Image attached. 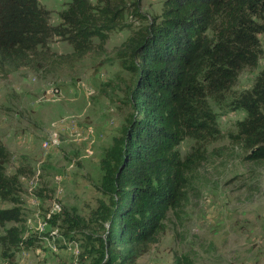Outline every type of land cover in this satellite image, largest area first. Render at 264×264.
Returning a JSON list of instances; mask_svg holds the SVG:
<instances>
[{"label": "rangeland", "instance_id": "1", "mask_svg": "<svg viewBox=\"0 0 264 264\" xmlns=\"http://www.w3.org/2000/svg\"><path fill=\"white\" fill-rule=\"evenodd\" d=\"M109 1L114 13L103 15L106 3L91 0L90 20L100 30L82 50L54 38L41 56L45 62L34 57L31 67L0 72L5 172L20 174L23 188V223L5 227L15 225L24 240H33L12 257L0 247V264H82L84 236L101 234L95 223L100 160L133 112L127 94L133 76L123 67L130 59L118 49L160 22L164 6V0ZM69 2L39 5L58 25ZM258 38L262 56L240 73L235 91L249 89L264 69V36ZM214 109V137L176 146L189 166L185 200L167 214L158 244L136 264H264V161L249 159L237 138L244 114Z\"/></svg>", "mask_w": 264, "mask_h": 264}, {"label": "trees", "instance_id": "2", "mask_svg": "<svg viewBox=\"0 0 264 264\" xmlns=\"http://www.w3.org/2000/svg\"><path fill=\"white\" fill-rule=\"evenodd\" d=\"M98 1L106 3L103 15L114 13L109 0ZM92 8L91 0H70L61 22L51 25L39 0H0V72L31 67L34 57L45 62L54 38L82 50L100 30L90 20ZM259 35L264 0H164L160 22L121 45L117 54L130 59L123 67L133 76L127 89L133 112L100 160L101 234L84 236L82 264H136L158 244L167 214L182 206L189 185V166L175 148L187 138L215 136L214 108L244 114L237 138L249 159L264 161V69L249 89H233L262 56ZM8 161L0 145V201L10 205L0 208V247L12 257L33 240L15 225L5 227L23 223L20 174L6 175Z\"/></svg>", "mask_w": 264, "mask_h": 264}, {"label": "built area", "instance_id": "3", "mask_svg": "<svg viewBox=\"0 0 264 264\" xmlns=\"http://www.w3.org/2000/svg\"><path fill=\"white\" fill-rule=\"evenodd\" d=\"M53 142V141H52Z\"/></svg>", "mask_w": 264, "mask_h": 264}]
</instances>
